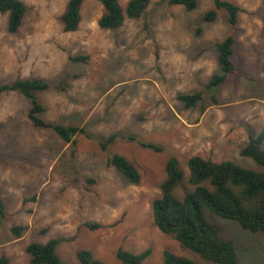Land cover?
<instances>
[{"label":"rangeland","instance_id":"rangeland-1","mask_svg":"<svg viewBox=\"0 0 264 264\" xmlns=\"http://www.w3.org/2000/svg\"><path fill=\"white\" fill-rule=\"evenodd\" d=\"M21 1L27 13L18 33L7 31L8 16L0 14V85L18 78L48 81L50 89L39 95L42 118L84 127L90 138L80 135L76 145L67 144L33 127L22 95L0 96V258L31 264L27 247L56 239L63 264H79L81 250L103 264H121V249L151 250L144 264H163L165 251L211 264L159 231L153 203L162 195L171 158L184 173L173 192L178 199L192 190L187 162L193 156L261 170L241 151L249 137L264 131V0H227L247 12L237 25V73L213 89L207 85L220 72L215 46L232 33L225 10L214 22L205 20L213 0H197L194 11L151 0L142 18L107 31L98 26L102 4L85 0L74 33H65L61 22L69 0ZM129 1L119 0L124 11ZM78 56L86 60H72ZM197 92L203 102L193 109L178 98ZM112 135L117 138L110 154L138 168L139 185L130 184L99 150L98 143ZM207 217L234 241L238 264H264V233ZM14 225L27 228L22 238L12 236Z\"/></svg>","mask_w":264,"mask_h":264},{"label":"trees","instance_id":"trees-1","mask_svg":"<svg viewBox=\"0 0 264 264\" xmlns=\"http://www.w3.org/2000/svg\"><path fill=\"white\" fill-rule=\"evenodd\" d=\"M85 0H69L61 16L65 33H74L81 23V8ZM102 4L104 13L98 21L102 30H116L122 27L126 19L142 18L151 0H130L125 11L119 0H96ZM171 6H182L188 11L197 8V0H162ZM214 9L205 15L207 22L217 19L218 11L225 10L232 33L221 43L216 44V52L220 72L214 74L208 89L217 88L229 81L231 75L237 73L234 61L238 20L240 14L247 11L227 0H213ZM27 13V6L21 0H0V14L7 15V31L10 34L19 32ZM74 61L84 62L85 57H73ZM48 81L39 78H18L12 83L0 85V96L18 93L30 103L28 119L35 129L52 131L63 142L76 145V138L84 135L90 138L87 130L80 126H66L48 122L42 118L45 109L40 103L39 95L48 91ZM179 100L188 109L196 108L203 102V93L181 94ZM116 135L98 143L99 150L108 154V162L130 184L139 185L141 174L138 168L120 154H110V148L116 141ZM137 141L143 148L154 152H163V148ZM264 131L257 137H249L247 146L241 156L253 160L260 171L242 168L233 162H213L201 156H193L187 162L189 170L188 183L192 190L178 199L173 192L183 183L184 173L176 158H171L166 166L167 177L161 185V197L153 203L154 222L161 233L173 237L183 250L197 254L211 264H238L239 258L235 243L222 233L221 228L209 221L208 215L220 217L238 223L243 229L253 233H264ZM90 182H92L90 180ZM0 214L4 216V205L0 200ZM95 230L98 224H86ZM27 228L14 225L10 232L15 239L24 236ZM60 240H51L46 244L32 243L27 247L31 264H63L56 250ZM151 250L140 254L119 250L118 260L121 264H144L150 257ZM79 264H103L96 260L89 250H81L77 254ZM0 264H11L6 257L0 258ZM163 264H199L186 257H178L169 251L164 252Z\"/></svg>","mask_w":264,"mask_h":264}]
</instances>
